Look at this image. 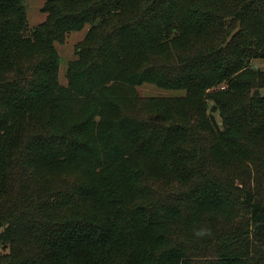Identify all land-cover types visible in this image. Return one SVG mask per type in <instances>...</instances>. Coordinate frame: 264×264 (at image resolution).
I'll return each instance as SVG.
<instances>
[{"label": "trees", "instance_id": "16d2710c", "mask_svg": "<svg viewBox=\"0 0 264 264\" xmlns=\"http://www.w3.org/2000/svg\"><path fill=\"white\" fill-rule=\"evenodd\" d=\"M41 10L0 0V264H264V0Z\"/></svg>", "mask_w": 264, "mask_h": 264}, {"label": "rangeland", "instance_id": "374dc122", "mask_svg": "<svg viewBox=\"0 0 264 264\" xmlns=\"http://www.w3.org/2000/svg\"><path fill=\"white\" fill-rule=\"evenodd\" d=\"M26 9L28 13V25L32 29L44 22L46 15L42 12V7L44 6L45 0H25ZM85 31L76 32L70 34L65 43L60 45L57 44L58 54L60 59H62V64L60 66V81L63 85L67 84L65 74L69 62L73 61L76 58V46L80 43L85 37ZM254 64L260 69H264V61H255ZM138 92L143 98H149L151 96H168L175 95L176 93H167L164 90H160L156 87L144 85L138 88ZM5 250L0 248V253H4Z\"/></svg>", "mask_w": 264, "mask_h": 264}]
</instances>
